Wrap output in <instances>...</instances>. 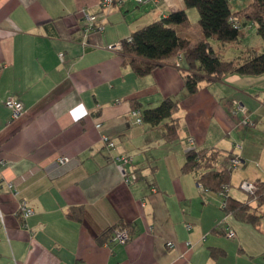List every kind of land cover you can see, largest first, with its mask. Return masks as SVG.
<instances>
[{
    "label": "crops",
    "instance_id": "obj_1",
    "mask_svg": "<svg viewBox=\"0 0 264 264\" xmlns=\"http://www.w3.org/2000/svg\"><path fill=\"white\" fill-rule=\"evenodd\" d=\"M99 1L0 0V159L6 161L0 175L16 188L13 195L0 186V264H252L257 254L264 264L262 225L226 216L222 198L204 190L194 172L181 170L187 146L224 151L220 170L227 166L225 152L238 154L244 165L248 156L235 136L246 133L238 127L244 117L264 122V74L202 82L191 95L183 89L186 66L176 57L137 77L108 46L182 10L183 0L116 2L105 11L103 29L84 45L76 12L97 13ZM230 1L239 9L251 0ZM187 12L192 26L195 10ZM256 42L231 43L222 53L260 49L262 40ZM11 96L24 105L16 119L4 105ZM167 97L178 103L179 138L172 144L163 141V122L136 123L131 114L141 116ZM233 101L247 111L236 120ZM228 136L231 146L222 145ZM116 155L133 156L134 183H123ZM61 156L68 162L58 164ZM21 200L32 210L25 219L17 213ZM120 222L130 225V239L107 244ZM223 223L234 231L233 242L222 237ZM168 240L174 248L166 247ZM210 248L223 254L214 257Z\"/></svg>",
    "mask_w": 264,
    "mask_h": 264
},
{
    "label": "trees",
    "instance_id": "obj_2",
    "mask_svg": "<svg viewBox=\"0 0 264 264\" xmlns=\"http://www.w3.org/2000/svg\"><path fill=\"white\" fill-rule=\"evenodd\" d=\"M183 4L182 10L154 20L119 41L121 49L118 53L123 56L135 76H145L161 66L166 59L176 57L177 62H183L186 66L182 77L183 89L191 95L199 89L202 82L218 81L230 74H264V0H251L239 9H233L230 0H183ZM189 9L196 12V24L199 28L197 39L194 38L196 34L187 30L191 26L187 12ZM248 25L255 28L263 46L260 49L240 48L233 57L225 58L222 53L225 46L240 42L242 30ZM177 112V101L167 97L157 106L144 109L140 118L141 122L150 126L163 122V140L170 143L179 138ZM223 152L216 147L192 148L185 152L181 170L194 172L197 183L204 190L221 196V210L226 216L259 229L264 220V181L258 182L259 189L255 194L246 193L245 199L231 196L229 190L233 168L229 167L228 162L225 169L217 167L219 156ZM238 189L241 190L239 184ZM129 226L125 222L117 224V227L126 228L131 236ZM210 251L214 257L223 254V250L219 248H210Z\"/></svg>",
    "mask_w": 264,
    "mask_h": 264
},
{
    "label": "built area",
    "instance_id": "obj_3",
    "mask_svg": "<svg viewBox=\"0 0 264 264\" xmlns=\"http://www.w3.org/2000/svg\"><path fill=\"white\" fill-rule=\"evenodd\" d=\"M122 0H100L99 1V8L100 10L97 13H89L85 8H81L76 12L77 19L79 20V23L81 25V29L83 31V44L86 45L87 37L91 32L101 31L103 29V25L105 22V11L109 9L111 6L114 5V3L118 2L120 3ZM137 4H142L143 0H134ZM108 49L111 51L118 52L121 49V44L119 42H116L112 45L108 46ZM63 54L59 53V58L62 59ZM5 107L8 109L10 113V117L12 119H16L19 117L23 111H24V105L21 101L14 97H8L4 101ZM132 116H135L136 123H141V118L139 116V112L137 110H132L131 112ZM238 114H245V108L237 101L232 102V109H231V115L237 116ZM242 123L246 124L248 123V120L246 118L242 119ZM97 127L99 125H96ZM103 143L108 149L114 148V143L109 139L107 136L101 137ZM192 143V142H191ZM236 149H240V146L235 145ZM192 149V147H189L186 149V151H189ZM68 158L61 156L57 159V163L60 165H63L68 162ZM120 174L121 178L124 184L130 185L136 181L135 176V166L133 163V158L129 155H118L113 158ZM228 164L230 168H237L240 167L243 164V160L241 157L237 154L232 156L228 160ZM6 165V161L4 159H0V170ZM0 186L5 187L10 193L13 195L16 194V188L14 187V184L10 181H6L1 175H0ZM240 189L247 193V194H255L259 189V183L257 181H248V180H241L239 183ZM17 213L19 216L23 219H25L27 216H29L32 213V210L30 207L27 206L26 202L21 200L18 202L17 206ZM0 221L2 222V217L0 215ZM224 227V235L229 238L233 239L235 236L234 231L231 227L226 225V223H223ZM191 228L190 224L186 225V229L189 230ZM128 239H130L129 231L126 228H115L107 237L106 243H117V244H123ZM166 247L168 248H174L175 244L173 241L168 240L165 243ZM187 247H191V243H186Z\"/></svg>",
    "mask_w": 264,
    "mask_h": 264
},
{
    "label": "rangeland",
    "instance_id": "obj_4",
    "mask_svg": "<svg viewBox=\"0 0 264 264\" xmlns=\"http://www.w3.org/2000/svg\"><path fill=\"white\" fill-rule=\"evenodd\" d=\"M136 6L137 5L135 2V3H132L131 7H136ZM232 7H233V9H237L236 5H234V4L232 5ZM194 13L196 15V12H194ZM196 29L199 32V28H198L196 23H194V25L190 26V31L192 32L193 35H195ZM257 39H259V38H258L256 32H254V30H252V27L244 28L242 30V35L239 38V40L244 45L251 44L254 46H257V44H258V42H256ZM230 54H231V51H229L228 54L225 55V58H231V57H229ZM229 105H230V103H229ZM245 113H247V111ZM231 117L232 116H230V119H231ZM234 117L235 116H233V119H234ZM244 118L247 119L248 117H244ZM234 120H236V119H234ZM247 120H248V123H246V124L242 123V119L239 120V123H238V127L242 128V130L246 131L244 137L240 136V138H239V136L236 134V131H234V133L236 134L235 137H236L237 143L240 144L241 146L245 147L244 152L246 153V155L248 157H246V159L244 161V165L242 164L243 166L241 165L240 167L232 169L231 178H230V185H231L230 186V193L236 195L237 197H239L241 199H245V197H246V193L238 189V184L241 180H245V179L248 181H255L256 180L259 182H262L264 180V175L262 174V172L264 171V122L259 121V123L256 124L255 121L250 120L249 118ZM231 121H233V120L231 119ZM214 125H215L214 122H212L210 124V128L212 131L215 130ZM104 136H106V135H104ZM229 140L230 139L228 136V140H224L222 142V145H227V146L230 145L231 146V142L229 143ZM189 142H190L189 145H192L191 139H189ZM164 143L165 144H170V143L172 144L173 142L166 143L164 141ZM189 147L190 146H187L186 149ZM186 152H188V151H186ZM233 155L234 154H226V152H225V157H227L226 163L228 162V160ZM116 156H118V155H116ZM129 156H131V155H129ZM131 157L133 158V156H131ZM133 163H134V160H133ZM120 176H121V174H120ZM135 176H136V172H135ZM211 193H212L211 195H213V193H216V192H211ZM217 195H219V194L217 193ZM219 197L221 198L220 195H219ZM220 204H221V206L223 205L222 201H220ZM260 225H262V228H264V220ZM219 228L222 232L224 231L223 224H220ZM113 230H114V228L110 231V233ZM109 234H108V236H109ZM222 237L225 238L226 240H228L229 242H233V240H235V239H229L225 235H223ZM126 242H124V243H126ZM254 251H256V250H254ZM184 255H185V253L181 254V257H184ZM261 257H262L261 255L257 254L256 258H254L256 260H254V262H252V264H259V262L262 259Z\"/></svg>",
    "mask_w": 264,
    "mask_h": 264
}]
</instances>
